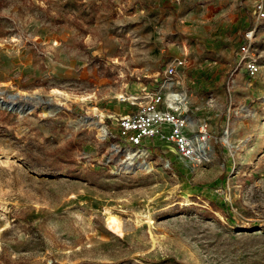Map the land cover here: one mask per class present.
Segmentation results:
<instances>
[{"label":"rangeland","instance_id":"rangeland-1","mask_svg":"<svg viewBox=\"0 0 264 264\" xmlns=\"http://www.w3.org/2000/svg\"><path fill=\"white\" fill-rule=\"evenodd\" d=\"M62 1L0 0V98L31 107L0 103V264H264V24L255 27V0H153L149 9L162 32L172 15L184 31L188 75L206 92L194 108L208 124L206 154L195 162L118 132L136 109L126 97L144 92L136 84H147L172 30L88 33ZM142 4L111 8L133 15ZM33 17L77 32L67 43L40 38ZM251 29L253 76L240 51ZM25 52L33 62L23 68ZM215 79L226 82L222 97L208 91Z\"/></svg>","mask_w":264,"mask_h":264},{"label":"crops","instance_id":"crops-1","mask_svg":"<svg viewBox=\"0 0 264 264\" xmlns=\"http://www.w3.org/2000/svg\"><path fill=\"white\" fill-rule=\"evenodd\" d=\"M74 1L77 2V0ZM74 1L63 0L62 6L64 8V11L68 10L70 11V13L74 12L79 20L85 22V27H89L88 33H118V35L119 33H136L146 36L149 33H168V31L172 30L171 33H174L173 35H175L176 37L175 40L167 46L161 47L160 43L157 44V47L160 49L158 56L155 59V63H157V66L154 67V69H151L152 72L149 73L150 77L147 80V84L144 82H140L136 84V87L139 88V91H142V89H145L150 86H159V83H161L163 79V75H160L163 73V70L173 61L177 59H184L185 64L176 68L175 73L172 75L171 81L164 87V93L168 96V101L172 93H177V95L180 96V99L182 100V110L189 119L187 132L189 133L190 129H197L200 123L198 121L197 116L195 115L197 112L194 111V108L196 109L201 106L202 100L206 97V92L201 91L200 85H198V83L194 80V77H189L188 75L190 73V70H192V68L188 67L187 65L189 49L184 38H178V35L182 36V33H184V31L174 29L173 15L170 18L168 17L165 19L167 22L170 21L171 24L170 27H167L162 32L161 28H159L160 23H163L164 21L161 19V15L158 14L157 16H153L151 13H149V9H151L153 5L157 3L153 2V0H125L127 3H143L142 5L144 6L145 10L140 13H135L133 15L121 16L118 13L117 15H115L114 9L112 10L111 8V5L113 6V4L119 3L121 0H80L79 4H75ZM243 21L245 23L244 27H247L250 23L253 22L252 19H250L249 21L248 17L243 18ZM31 22V28L33 30V33L43 39H54L55 41H64L65 43H67L69 39H67L66 35H69V33L77 32V29L74 30L71 26H61L56 31L51 30L49 27L41 25L40 20L34 17L31 19ZM261 23L264 24V20H261L259 23L256 21L255 27H258V25ZM153 24H156L157 26L155 31L151 29ZM143 47H146V45ZM196 51L198 52V50ZM25 53L26 54L24 55L22 65L23 68L25 67V65H32L33 62L32 53ZM143 57H147L146 54H144ZM53 61V58L50 59V64L52 66ZM217 81V79H215L214 81L211 80V83L213 82L212 85H217V87L213 90L208 89V91H213V93H217V96L222 97L225 93L224 87L226 82L224 79H221L219 83H217ZM153 141L155 140L147 139L143 146L150 145ZM167 147L171 148V146Z\"/></svg>","mask_w":264,"mask_h":264},{"label":"built area","instance_id":"built-area-1","mask_svg":"<svg viewBox=\"0 0 264 264\" xmlns=\"http://www.w3.org/2000/svg\"><path fill=\"white\" fill-rule=\"evenodd\" d=\"M254 13L257 20H264V0L254 1ZM253 32V29L246 32L245 41L240 46L241 59L251 76L260 69L258 57L251 50ZM184 64V59L173 61L163 70L159 86H150L140 95L126 97L132 105H136V109L119 118L118 132L132 146L141 147L147 139H154L171 146L179 157L195 162L204 158L197 135L206 132L208 124L204 122L199 126L200 133L189 134V119L182 110V100L176 97L177 93H172L168 101V96L164 93V87L171 81L176 68ZM202 138L203 136L200 140Z\"/></svg>","mask_w":264,"mask_h":264},{"label":"bare ground","instance_id":"bare-ground-1","mask_svg":"<svg viewBox=\"0 0 264 264\" xmlns=\"http://www.w3.org/2000/svg\"><path fill=\"white\" fill-rule=\"evenodd\" d=\"M171 90V89H170ZM174 91V90H173ZM183 96V95H182ZM177 98H180L179 95L176 96ZM182 98V97H181ZM185 100V99H184ZM20 109H24V106H18L17 107V110H20ZM31 109L30 108H27V110L29 111ZM101 130H103V128L101 127ZM201 136H203L202 140L201 139ZM197 138L199 139V147L201 149V154L205 157V154H206V151H205V147L207 145V135L206 133H202V134H199L197 135ZM226 139V137H225ZM142 153H144V151H142ZM108 223L111 227H114L116 226L118 229H120V225H119V220L117 217L115 216H109L108 218Z\"/></svg>","mask_w":264,"mask_h":264},{"label":"water","instance_id":"water-1","mask_svg":"<svg viewBox=\"0 0 264 264\" xmlns=\"http://www.w3.org/2000/svg\"><path fill=\"white\" fill-rule=\"evenodd\" d=\"M0 103H1V105L5 106V107H8V108L14 109V110H17V107H18V103L7 101V100H3L2 98H0ZM27 108H29V106L25 105L24 109H20L19 111L21 113H25L27 111Z\"/></svg>","mask_w":264,"mask_h":264}]
</instances>
